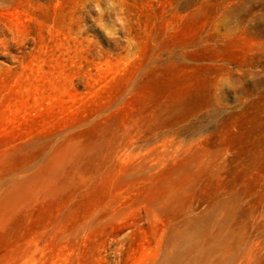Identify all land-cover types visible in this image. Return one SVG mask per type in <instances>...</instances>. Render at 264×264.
<instances>
[{"label":"rangeland","instance_id":"374dc122","mask_svg":"<svg viewBox=\"0 0 264 264\" xmlns=\"http://www.w3.org/2000/svg\"><path fill=\"white\" fill-rule=\"evenodd\" d=\"M93 2L0 0V264H264V0Z\"/></svg>","mask_w":264,"mask_h":264},{"label":"clouds","instance_id":"9594fccd","mask_svg":"<svg viewBox=\"0 0 264 264\" xmlns=\"http://www.w3.org/2000/svg\"><path fill=\"white\" fill-rule=\"evenodd\" d=\"M111 3H112V0H94V2L91 5L93 6L94 10L100 16L101 15V11L108 9L111 6ZM105 13H108V12L104 11V16H105ZM109 38L113 39V37H111V36H109Z\"/></svg>","mask_w":264,"mask_h":264}]
</instances>
